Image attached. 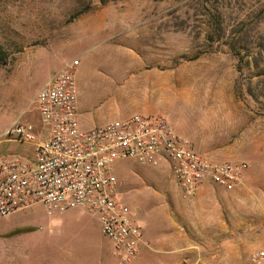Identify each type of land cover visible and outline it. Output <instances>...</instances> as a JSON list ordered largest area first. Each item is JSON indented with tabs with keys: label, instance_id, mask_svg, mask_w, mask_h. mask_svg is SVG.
<instances>
[{
	"label": "rangeland",
	"instance_id": "1",
	"mask_svg": "<svg viewBox=\"0 0 264 264\" xmlns=\"http://www.w3.org/2000/svg\"><path fill=\"white\" fill-rule=\"evenodd\" d=\"M0 48V133L19 118L41 127L32 98L78 60L77 114L88 128L164 117L199 154L248 161L264 180L255 147L264 137V0H0ZM31 149L3 143L0 155ZM113 173L135 176L119 198L147 244L125 264H181L177 242L160 243L172 231L158 200L172 191L188 203L167 166L123 161ZM82 211L49 217L37 205L0 219V264H121L98 217Z\"/></svg>",
	"mask_w": 264,
	"mask_h": 264
},
{
	"label": "built area",
	"instance_id": "2",
	"mask_svg": "<svg viewBox=\"0 0 264 264\" xmlns=\"http://www.w3.org/2000/svg\"><path fill=\"white\" fill-rule=\"evenodd\" d=\"M73 60L39 88L30 106L40 126L14 121L0 133V145H31L28 158L0 155V219L41 205L46 215L83 210L98 217L101 234L121 264L147 246L130 208L119 198L117 163L167 166L180 197L189 201L210 185L224 191L241 182L247 164L218 161L199 154L160 116L133 115L106 125L83 128L77 114ZM245 264H264V250Z\"/></svg>",
	"mask_w": 264,
	"mask_h": 264
},
{
	"label": "crops",
	"instance_id": "3",
	"mask_svg": "<svg viewBox=\"0 0 264 264\" xmlns=\"http://www.w3.org/2000/svg\"><path fill=\"white\" fill-rule=\"evenodd\" d=\"M79 122L88 128V123ZM256 140L261 141L256 149L263 151L264 137ZM245 164L249 166L248 161ZM134 178L130 174L118 177L119 193L126 191ZM157 204L163 207L172 231L159 239L160 243L177 242L173 244L183 251L178 258L181 264H185L184 260L187 264H245L250 254L264 250V180L254 179L249 170L231 191L204 185L188 203L178 201L174 192L167 191V197ZM82 225L86 235L87 227ZM82 263L87 264L86 257Z\"/></svg>",
	"mask_w": 264,
	"mask_h": 264
},
{
	"label": "trees",
	"instance_id": "4",
	"mask_svg": "<svg viewBox=\"0 0 264 264\" xmlns=\"http://www.w3.org/2000/svg\"><path fill=\"white\" fill-rule=\"evenodd\" d=\"M6 60H7V54L0 48V63L4 64ZM240 60H242V58Z\"/></svg>",
	"mask_w": 264,
	"mask_h": 264
}]
</instances>
